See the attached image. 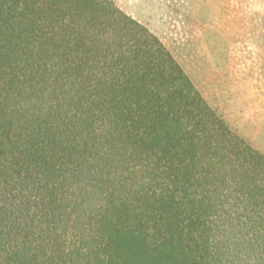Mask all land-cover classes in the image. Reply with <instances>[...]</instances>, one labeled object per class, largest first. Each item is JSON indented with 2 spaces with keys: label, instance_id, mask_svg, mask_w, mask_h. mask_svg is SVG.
I'll use <instances>...</instances> for the list:
<instances>
[{
  "label": "trees",
  "instance_id": "obj_1",
  "mask_svg": "<svg viewBox=\"0 0 264 264\" xmlns=\"http://www.w3.org/2000/svg\"><path fill=\"white\" fill-rule=\"evenodd\" d=\"M0 264H264V153L112 0H0Z\"/></svg>",
  "mask_w": 264,
  "mask_h": 264
},
{
  "label": "rangeland",
  "instance_id": "obj_2",
  "mask_svg": "<svg viewBox=\"0 0 264 264\" xmlns=\"http://www.w3.org/2000/svg\"><path fill=\"white\" fill-rule=\"evenodd\" d=\"M154 33L226 124L264 153V0H112Z\"/></svg>",
  "mask_w": 264,
  "mask_h": 264
}]
</instances>
